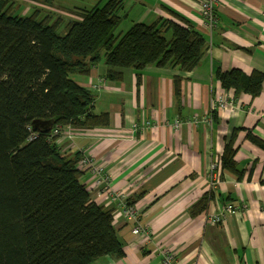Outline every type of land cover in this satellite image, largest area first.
Here are the masks:
<instances>
[{
	"label": "crops",
	"instance_id": "1",
	"mask_svg": "<svg viewBox=\"0 0 264 264\" xmlns=\"http://www.w3.org/2000/svg\"><path fill=\"white\" fill-rule=\"evenodd\" d=\"M123 6L121 24L129 20L130 27L160 18L182 23L175 13L180 15L204 34L208 49L200 64L187 72L149 65L141 75L128 68L120 80H113L106 77V63H97L88 73L72 76L92 90L95 110L108 112L110 124L88 128L73 140L61 135L57 143L66 155L87 153L104 163L114 191L125 190L130 201L140 195L134 204L144 227L135 233V221L114 217L125 255H106L95 264H159L166 250L176 253L177 264H264V149L247 138L253 130L264 140V82L262 93L252 97L223 89L217 78L219 70L264 73V0H220L213 30L198 0H125ZM176 76H182L179 96ZM216 89L229 93L237 108L213 111ZM195 116L197 122L179 129L165 124ZM142 117L157 125L132 131ZM235 129H242L235 144L240 174L222 162ZM217 161L221 181L212 188L209 173ZM95 178L89 169L80 175L93 199L116 211L117 200L96 187ZM210 193L207 208L194 213ZM230 204L233 211L227 208ZM222 213L219 224L208 219Z\"/></svg>",
	"mask_w": 264,
	"mask_h": 264
},
{
	"label": "trees",
	"instance_id": "2",
	"mask_svg": "<svg viewBox=\"0 0 264 264\" xmlns=\"http://www.w3.org/2000/svg\"><path fill=\"white\" fill-rule=\"evenodd\" d=\"M124 2L77 7L80 18L65 23L40 8L14 13L11 0H0V264H95L106 255H125L114 210L98 204L80 179L84 169L78 164L88 154L66 155L59 137H51L57 125L110 124L108 112L95 110L92 90L71 73H88L103 57L106 77L113 80L128 68L141 75L149 65L192 71L208 42L176 13L182 23L163 18L135 22L116 34ZM58 26L65 32H58ZM217 78L223 89L236 94L262 93L264 73L259 70H219ZM181 81L182 76L175 77L176 96L182 92ZM34 120L48 123L34 129ZM240 130H234L222 155L223 167L239 174L235 144ZM32 134L36 138L30 139ZM247 138L264 149V140L253 130ZM210 194L194 213L207 208Z\"/></svg>",
	"mask_w": 264,
	"mask_h": 264
},
{
	"label": "built area",
	"instance_id": "3",
	"mask_svg": "<svg viewBox=\"0 0 264 264\" xmlns=\"http://www.w3.org/2000/svg\"><path fill=\"white\" fill-rule=\"evenodd\" d=\"M220 0H198L201 10V15L203 16L207 26L209 29L213 30L218 24V13L216 11V6ZM237 108V104L233 97L230 96L229 93L223 91L221 89H216L214 91V95L212 98V109L213 111H233ZM198 118L195 116L192 119H182L180 117H176L171 123L165 122L166 125L172 126L173 128L179 129L184 123H193L197 122ZM157 125L156 122L150 121L146 117H142L140 121H136L132 125V131L137 129H144L155 127ZM87 128L84 127H76L71 124H67L63 127L61 125H57L51 132V137L53 136H61L64 135L69 138H73L78 133L85 132ZM36 138V135L32 134L30 139ZM78 167L82 169H86L88 167L91 168V171L95 175V186L103 187L104 191L109 192L111 198L113 200H117L118 205L116 211H114V217L117 219L120 216H125L127 219H131L135 221L136 225L134 228L135 233H140L143 231V226L140 224V208L136 204H130L128 201V194L124 191H114L112 189L110 183V176L105 170L104 163H99L94 160L90 155L84 156L83 159L79 161ZM219 163L218 161L212 164L210 168V178H211V186L212 188L217 187L220 183V175H219ZM229 211H233L232 205L227 206ZM223 218V213L219 215H209L208 219L213 224H219ZM148 237V236H147ZM146 237V238H147ZM149 238V237H148ZM164 256L159 262V264H177L176 263V253L164 251Z\"/></svg>",
	"mask_w": 264,
	"mask_h": 264
},
{
	"label": "rangeland",
	"instance_id": "4",
	"mask_svg": "<svg viewBox=\"0 0 264 264\" xmlns=\"http://www.w3.org/2000/svg\"><path fill=\"white\" fill-rule=\"evenodd\" d=\"M107 0H11L13 2V12L22 14H31L34 12L35 8H40L42 12L52 14L54 18L62 17L66 23L69 19H79V11L76 10L77 7L91 8L95 4L99 3L101 6ZM75 5V7H73ZM64 25V24H63ZM130 28L129 20H125L117 30L116 34H121ZM58 32L64 33V26L57 27ZM171 37V35H167ZM99 64H104V57L98 62ZM76 75V73H71V77Z\"/></svg>",
	"mask_w": 264,
	"mask_h": 264
},
{
	"label": "water",
	"instance_id": "5",
	"mask_svg": "<svg viewBox=\"0 0 264 264\" xmlns=\"http://www.w3.org/2000/svg\"><path fill=\"white\" fill-rule=\"evenodd\" d=\"M48 123V120L41 121V120H34L32 125L34 129L42 128L44 125Z\"/></svg>",
	"mask_w": 264,
	"mask_h": 264
},
{
	"label": "clouds",
	"instance_id": "6",
	"mask_svg": "<svg viewBox=\"0 0 264 264\" xmlns=\"http://www.w3.org/2000/svg\"><path fill=\"white\" fill-rule=\"evenodd\" d=\"M88 129V128H87ZM113 213H114V211H113Z\"/></svg>",
	"mask_w": 264,
	"mask_h": 264
}]
</instances>
